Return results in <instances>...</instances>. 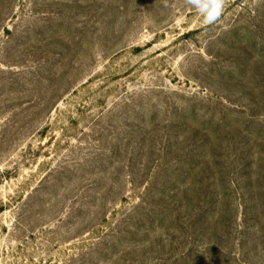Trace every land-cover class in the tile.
I'll return each instance as SVG.
<instances>
[{
	"label": "rangeland",
	"instance_id": "rangeland-1",
	"mask_svg": "<svg viewBox=\"0 0 264 264\" xmlns=\"http://www.w3.org/2000/svg\"><path fill=\"white\" fill-rule=\"evenodd\" d=\"M0 264H264V0H0Z\"/></svg>",
	"mask_w": 264,
	"mask_h": 264
},
{
	"label": "clouds",
	"instance_id": "clouds-1",
	"mask_svg": "<svg viewBox=\"0 0 264 264\" xmlns=\"http://www.w3.org/2000/svg\"><path fill=\"white\" fill-rule=\"evenodd\" d=\"M185 2L201 16L206 26L219 21L226 4V0H185Z\"/></svg>",
	"mask_w": 264,
	"mask_h": 264
}]
</instances>
